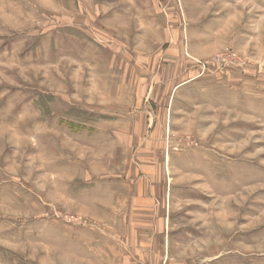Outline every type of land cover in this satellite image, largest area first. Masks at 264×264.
Masks as SVG:
<instances>
[{"label": "rangeland", "instance_id": "1", "mask_svg": "<svg viewBox=\"0 0 264 264\" xmlns=\"http://www.w3.org/2000/svg\"><path fill=\"white\" fill-rule=\"evenodd\" d=\"M0 264H264V0H0Z\"/></svg>", "mask_w": 264, "mask_h": 264}]
</instances>
